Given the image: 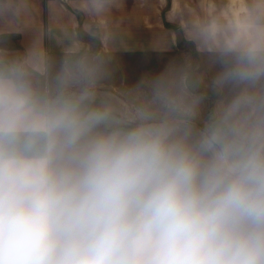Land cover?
Instances as JSON below:
<instances>
[{"label":"clouds","instance_id":"1","mask_svg":"<svg viewBox=\"0 0 264 264\" xmlns=\"http://www.w3.org/2000/svg\"><path fill=\"white\" fill-rule=\"evenodd\" d=\"M207 34L243 88L195 134L184 93L116 121L0 59V264H264V10Z\"/></svg>","mask_w":264,"mask_h":264},{"label":"crops","instance_id":"2","mask_svg":"<svg viewBox=\"0 0 264 264\" xmlns=\"http://www.w3.org/2000/svg\"><path fill=\"white\" fill-rule=\"evenodd\" d=\"M256 10L264 0H0V59L30 61L47 84L66 65L91 85L128 70L167 74L187 70L194 54L225 57L224 35L209 36L208 25L226 29Z\"/></svg>","mask_w":264,"mask_h":264},{"label":"rangeland","instance_id":"3","mask_svg":"<svg viewBox=\"0 0 264 264\" xmlns=\"http://www.w3.org/2000/svg\"><path fill=\"white\" fill-rule=\"evenodd\" d=\"M188 50L193 52L190 46ZM191 58L192 60L188 59L187 70L167 69V74L150 69L140 70L139 73L128 70L122 80L114 78L112 84L91 85L84 81L82 85L89 87L92 92V106L107 110L116 121L129 119L145 107L156 111L158 105L154 101L160 91L171 94L184 93L195 102L191 119L192 131L195 134L215 119L243 86L220 82L225 69L222 62L225 57L194 54ZM195 77L205 86L196 85ZM187 78L189 83L186 86ZM117 82L121 83L115 84ZM82 85H74L72 89L75 91ZM200 88L203 92H199Z\"/></svg>","mask_w":264,"mask_h":264},{"label":"trees","instance_id":"4","mask_svg":"<svg viewBox=\"0 0 264 264\" xmlns=\"http://www.w3.org/2000/svg\"><path fill=\"white\" fill-rule=\"evenodd\" d=\"M199 92H203V90L200 88ZM210 112L212 113V107H210Z\"/></svg>","mask_w":264,"mask_h":264}]
</instances>
